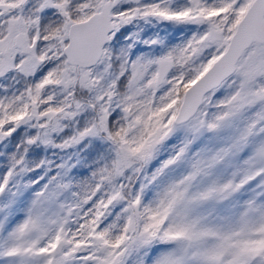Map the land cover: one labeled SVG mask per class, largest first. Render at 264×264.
<instances>
[{"label": "snow or ice", "instance_id": "6c2138e0", "mask_svg": "<svg viewBox=\"0 0 264 264\" xmlns=\"http://www.w3.org/2000/svg\"><path fill=\"white\" fill-rule=\"evenodd\" d=\"M0 264H264V0H0Z\"/></svg>", "mask_w": 264, "mask_h": 264}]
</instances>
